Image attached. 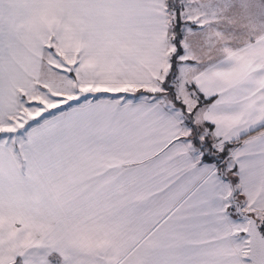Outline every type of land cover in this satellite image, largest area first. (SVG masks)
Wrapping results in <instances>:
<instances>
[{
	"label": "snow or ice",
	"instance_id": "snow-or-ice-1",
	"mask_svg": "<svg viewBox=\"0 0 264 264\" xmlns=\"http://www.w3.org/2000/svg\"><path fill=\"white\" fill-rule=\"evenodd\" d=\"M0 264H264V0H0Z\"/></svg>",
	"mask_w": 264,
	"mask_h": 264
}]
</instances>
